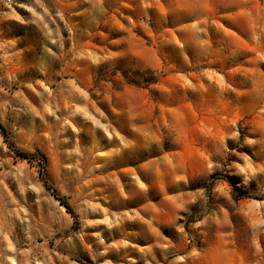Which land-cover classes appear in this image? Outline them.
I'll return each mask as SVG.
<instances>
[{
  "label": "rangeland",
  "instance_id": "374dc122",
  "mask_svg": "<svg viewBox=\"0 0 264 264\" xmlns=\"http://www.w3.org/2000/svg\"><path fill=\"white\" fill-rule=\"evenodd\" d=\"M0 264H264V0H0Z\"/></svg>",
  "mask_w": 264,
  "mask_h": 264
},
{
  "label": "trees",
  "instance_id": "16d2710c",
  "mask_svg": "<svg viewBox=\"0 0 264 264\" xmlns=\"http://www.w3.org/2000/svg\"><path fill=\"white\" fill-rule=\"evenodd\" d=\"M0 131L4 136L5 141L7 142L9 148L18 156L22 157V158H27L29 160H34L37 161L38 163H40L41 165V177L42 180L44 182L45 187L52 193L53 196H55L56 199L59 200V202L65 206L66 210L74 217L75 222L77 223V214L74 211L72 205L69 203V201L67 200L66 196L62 195L60 193V191L54 187L49 180L46 177V160L44 159V157H42L41 155H39L36 152H30L27 151L23 148L18 147L15 142L11 139L8 130L0 123Z\"/></svg>",
  "mask_w": 264,
  "mask_h": 264
},
{
  "label": "built area",
  "instance_id": "2783aa9c",
  "mask_svg": "<svg viewBox=\"0 0 264 264\" xmlns=\"http://www.w3.org/2000/svg\"><path fill=\"white\" fill-rule=\"evenodd\" d=\"M7 2H11V0H6Z\"/></svg>",
  "mask_w": 264,
  "mask_h": 264
}]
</instances>
